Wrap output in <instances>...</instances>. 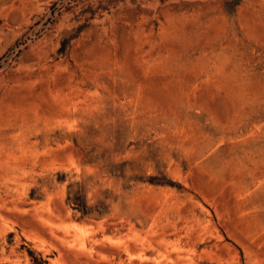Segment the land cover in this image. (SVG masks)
Listing matches in <instances>:
<instances>
[{"label": "rangeland", "instance_id": "obj_1", "mask_svg": "<svg viewBox=\"0 0 264 264\" xmlns=\"http://www.w3.org/2000/svg\"><path fill=\"white\" fill-rule=\"evenodd\" d=\"M0 264H264V0H0Z\"/></svg>", "mask_w": 264, "mask_h": 264}]
</instances>
